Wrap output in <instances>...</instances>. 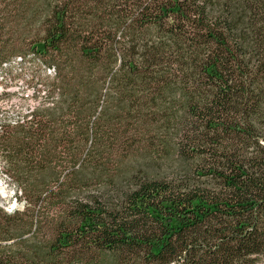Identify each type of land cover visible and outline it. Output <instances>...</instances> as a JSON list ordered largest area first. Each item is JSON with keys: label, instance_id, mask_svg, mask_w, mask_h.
<instances>
[{"label": "trees", "instance_id": "16d2710c", "mask_svg": "<svg viewBox=\"0 0 264 264\" xmlns=\"http://www.w3.org/2000/svg\"><path fill=\"white\" fill-rule=\"evenodd\" d=\"M12 12L0 0V69L34 55L54 69L56 107L0 129L26 200L0 209V264H264V0H48L29 47L7 38ZM106 84L130 118L140 89L154 95L142 107L168 120L179 165L67 202L104 135ZM54 166L64 182L34 180Z\"/></svg>", "mask_w": 264, "mask_h": 264}, {"label": "rangeland", "instance_id": "374dc122", "mask_svg": "<svg viewBox=\"0 0 264 264\" xmlns=\"http://www.w3.org/2000/svg\"><path fill=\"white\" fill-rule=\"evenodd\" d=\"M3 2L6 3V7L9 5V10L15 15L10 21L18 25L17 32L7 38H13L15 41L16 37H20L21 40L15 42L23 47H29L39 33L38 27L43 20L48 0H3ZM54 76V69L48 68L32 54L22 55L5 64L0 69V127L11 125L35 112L40 117L48 113V110H53L56 107H51L56 96L52 94ZM108 89L109 84H106L99 109L101 111L107 108L104 135L97 140L98 145L93 151V161H98V164L95 167L94 162L81 170L76 167V173L69 178L71 194L66 198L67 202L77 197L113 198L118 192L120 194L128 189L133 177H140L143 174L156 178L169 177L179 165L173 153L169 156L165 155L166 145L161 144V141L167 139L168 148L174 149L175 132L166 128L170 125L168 120L159 115L155 103H150V108L142 107L147 103L146 99L154 95L140 89V117L136 114L130 118L122 108V105L126 104L120 105L121 100L115 92L109 91L112 98H109L106 104ZM157 94L163 96L162 101L168 107L179 104V100L175 99L172 93L159 90ZM56 112L59 113L57 110ZM169 137H173L172 142ZM58 152L62 154H58L56 159H69L72 147L68 146ZM6 153V146L0 145V187L2 186L0 209L12 214L19 208L23 209L26 200L21 199L18 182L12 173L8 172L4 159ZM40 160L41 157L37 155L36 163H40ZM57 161L54 159L53 165ZM54 167L56 171H45L43 176L35 177L34 180L50 181L53 184L59 180L58 183L61 184L66 174L59 175L61 166ZM59 202L61 205L62 199Z\"/></svg>", "mask_w": 264, "mask_h": 264}, {"label": "built area", "instance_id": "2783aa9c", "mask_svg": "<svg viewBox=\"0 0 264 264\" xmlns=\"http://www.w3.org/2000/svg\"><path fill=\"white\" fill-rule=\"evenodd\" d=\"M13 124H14V123H13ZM13 124H12V125H13ZM1 128H2V127H0V129H1ZM1 187H2V186H1Z\"/></svg>", "mask_w": 264, "mask_h": 264}, {"label": "bare ground", "instance_id": "6f19581e", "mask_svg": "<svg viewBox=\"0 0 264 264\" xmlns=\"http://www.w3.org/2000/svg\"><path fill=\"white\" fill-rule=\"evenodd\" d=\"M0 189H2V187H0Z\"/></svg>", "mask_w": 264, "mask_h": 264}]
</instances>
